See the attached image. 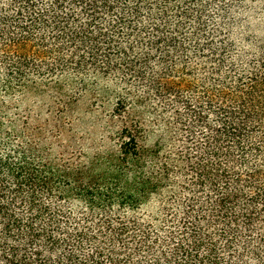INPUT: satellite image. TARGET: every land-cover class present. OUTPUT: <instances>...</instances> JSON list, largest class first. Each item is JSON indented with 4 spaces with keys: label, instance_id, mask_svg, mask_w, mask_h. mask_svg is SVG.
Wrapping results in <instances>:
<instances>
[{
    "label": "trees",
    "instance_id": "1",
    "mask_svg": "<svg viewBox=\"0 0 264 264\" xmlns=\"http://www.w3.org/2000/svg\"><path fill=\"white\" fill-rule=\"evenodd\" d=\"M260 24L264 0H0V264H264ZM84 100L115 101L87 137L41 121Z\"/></svg>",
    "mask_w": 264,
    "mask_h": 264
},
{
    "label": "rangeland",
    "instance_id": "2",
    "mask_svg": "<svg viewBox=\"0 0 264 264\" xmlns=\"http://www.w3.org/2000/svg\"><path fill=\"white\" fill-rule=\"evenodd\" d=\"M262 23V21H260ZM258 23V22H255ZM264 27L263 25H259V30H258V34H263V31L261 30V28ZM234 39V38H233ZM234 40H238L237 38ZM239 42V41H237ZM88 103L89 100H84L81 102H78L77 105H75V107L70 108L68 111H64V112H68V114H62V107L61 106H55L54 111L52 112V114L50 115L49 111L46 110L43 119H41V121L44 123L46 120H51V123L54 124H61L63 126L68 125L69 123H73L72 125V130H73V137L74 138H83V137H87L89 136V134L85 131L86 125L83 124V121H87L88 123L95 121L94 118L96 117H104V118H108V115L115 104L114 100H111V102L109 103V105L105 108V110H101L100 108H98V104L93 105L92 107H88ZM88 110H92L93 112H89ZM19 111L21 112L22 109L19 108ZM75 126V127H74ZM71 130V131H72ZM100 138V136H98V139Z\"/></svg>",
    "mask_w": 264,
    "mask_h": 264
}]
</instances>
